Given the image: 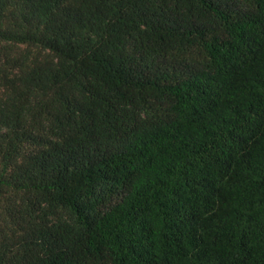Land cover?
<instances>
[{
  "label": "trees",
  "instance_id": "trees-1",
  "mask_svg": "<svg viewBox=\"0 0 264 264\" xmlns=\"http://www.w3.org/2000/svg\"><path fill=\"white\" fill-rule=\"evenodd\" d=\"M0 264H264V0H0Z\"/></svg>",
  "mask_w": 264,
  "mask_h": 264
}]
</instances>
